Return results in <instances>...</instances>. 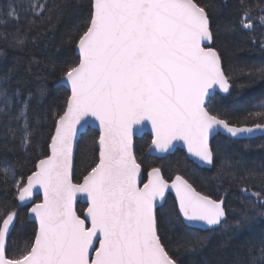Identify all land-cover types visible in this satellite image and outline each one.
Masks as SVG:
<instances>
[{
	"label": "snow or ice",
	"instance_id": "snow-or-ice-1",
	"mask_svg": "<svg viewBox=\"0 0 264 264\" xmlns=\"http://www.w3.org/2000/svg\"><path fill=\"white\" fill-rule=\"evenodd\" d=\"M237 11L240 27L253 30L258 23L264 29V2L237 0ZM44 12L38 0H11L7 16L16 23L23 16L31 31ZM213 39L209 9L198 0H92L89 21L74 42L78 61L61 77L70 95L54 117L50 155L27 175L14 165L0 170V185L7 191L10 184L18 201L13 209L0 207V264H178L157 229V201L163 202L169 189L178 201L169 223L182 218L209 228L222 224L223 201L202 195L181 175L169 184L161 169L153 167L140 187L141 163L133 143L150 126L149 152L168 153L182 141L188 153L212 165L210 137L217 129L231 137L264 132V123L232 125L217 114L216 89L228 93L230 83L218 51L202 46ZM13 42L25 44L20 34ZM257 42L264 48V39H253ZM9 91L8 82L0 81V120L7 136L28 151L32 96L19 99V89L11 96ZM14 99L19 104L15 110ZM249 115L264 117V104ZM90 118L99 127L98 162L83 183H73L74 142ZM241 191L264 216V190ZM37 193L43 199L30 206L38 225L33 240L19 255L9 256L7 238L19 208L28 207ZM78 195L88 203L83 218L74 207ZM251 215L245 210L243 219ZM202 244L199 238L181 242L189 250ZM255 247L257 254L248 264H264V239Z\"/></svg>",
	"mask_w": 264,
	"mask_h": 264
},
{
	"label": "trees",
	"instance_id": "trees-1",
	"mask_svg": "<svg viewBox=\"0 0 264 264\" xmlns=\"http://www.w3.org/2000/svg\"><path fill=\"white\" fill-rule=\"evenodd\" d=\"M10 2L0 0V81L8 82L10 96L16 89L21 93L19 99L31 94L32 144L28 151L20 149L7 136L0 120V170L14 165L17 172L27 175L34 171L39 159L47 157L54 117L62 113L68 97L63 88L53 86L61 79L66 67L78 61L74 55V42L89 21L91 0L48 1L44 4L45 12L37 18L31 31L26 29L29 21L23 16L19 23L9 20ZM198 2L209 9L214 36L211 48L221 56L230 83L226 97H213L217 114L232 125L264 123V117L249 115L264 104V48L258 42L253 43V39H264V29L258 23L253 30L238 25L237 0ZM252 2L262 3L264 0ZM17 34L25 40L23 46L14 44L13 37ZM13 105V110L19 107L15 99ZM97 140V133L91 130L79 138L73 183H80L97 163ZM150 141L148 136L134 141V152L144 177L153 167H159L168 182L181 175L202 195L223 201L226 213L222 224L211 230L187 227L181 219L172 224L168 221L175 216L177 207L168 196L163 207L156 212L158 233L166 250L178 264H248L250 256L257 254L255 246L264 239V216L252 209L241 189L247 188L249 192L264 190V135L243 141L215 137L210 143L214 162L207 170L192 165L180 151L161 160L146 156ZM33 202L39 203V199ZM5 204L9 209L18 204L10 184L7 191L0 185V207ZM29 206L19 208L15 228L7 241L9 256L19 255L33 240L36 229L27 221ZM83 210L84 207L79 205L77 214L81 216ZM245 210L250 215L255 214L244 220ZM186 238H199L203 244L189 250L181 246Z\"/></svg>",
	"mask_w": 264,
	"mask_h": 264
},
{
	"label": "water",
	"instance_id": "water-1",
	"mask_svg": "<svg viewBox=\"0 0 264 264\" xmlns=\"http://www.w3.org/2000/svg\"><path fill=\"white\" fill-rule=\"evenodd\" d=\"M91 3H92V0H91ZM211 44H212V41L211 42L205 41L202 46L211 47ZM74 55L78 59V51H77L76 47H74ZM53 87L54 88H63L68 93V96L70 95V87L67 86L62 79H60ZM228 93H223L217 88L216 89V94L214 96L218 95V96L226 97L228 95ZM87 130H91V131L96 132L97 135H98V138H99L98 122H96V121H94V120H92L90 118V121H89V123L87 125H85L84 127L79 128L77 139L74 142V147H73V168H74V156H75V152H76V148H77V144H78L79 138L82 135H84ZM53 133H54V130H53ZM263 135H264V132L256 131L255 133L250 134V135H243V136H239V137H231L230 134L226 133L223 129H217L213 133V135L210 137V143H211L212 139H214L217 136L228 138V139H231V140H241V141H243V140L255 139V138L261 137ZM143 136H148L151 139L150 126H149V128H145L142 132H140L136 136H134L133 143H134V141L136 139H140ZM96 149H97V162H98V158H99L98 140H97V143H96ZM176 151H180L184 155V157L186 158L187 161H189L192 165H194L195 167H197L199 169L207 170V169H209L212 166V165H207V164L203 163L202 161H199L196 157H194L190 153H188L187 147L183 144L182 141L175 142L174 143V147L172 149H170V151L168 153L161 154V153H156V152H149L148 149H147L146 156L154 158V159L161 160V159H163L165 157L172 156ZM47 155H50L49 147L47 148ZM73 168H72V181H73ZM34 170H35V167H34ZM83 179H82V181L80 183H83ZM147 180H148V174L144 177L143 176V172L141 170L140 177H139V186L142 187L144 183H147ZM173 181L174 180H172L171 182H168V183L171 184ZM168 196L172 197V199L174 200V202L176 204L177 211H178V201L176 200L175 190L174 189H169V191L166 193L165 200L163 202L157 201V205L158 206L155 209V212H157L159 209H161L163 207V206L160 207L159 205L161 203H162V205H164V203H165V201H166ZM37 198L39 199V203L42 202V199H43L42 193L34 194V196L32 198V201L29 202V205L32 204V202L35 199H37ZM79 205L84 207V210H83V212L81 214V218H83L84 215L87 212V207H88L87 199H86L85 196H83V195H78L77 196L76 202H75V205H74L76 212H77V207ZM30 206H29V208L27 210V214H26L27 221L29 223L33 224L35 226V229H37V227H38L37 222L30 215ZM181 220H182V218H181ZM182 222L187 227H192L194 229L201 230V231L215 229V228L220 226L219 225V226H214L213 228H209L208 226L204 225L203 223H199V222L191 223V224H189L187 222H184L183 220H182ZM7 241H8V238H7ZM95 246L98 247V244H96ZM92 255L94 256V253Z\"/></svg>",
	"mask_w": 264,
	"mask_h": 264
},
{
	"label": "rangeland",
	"instance_id": "rangeland-1",
	"mask_svg": "<svg viewBox=\"0 0 264 264\" xmlns=\"http://www.w3.org/2000/svg\"><path fill=\"white\" fill-rule=\"evenodd\" d=\"M48 1H50V0H38V2L41 4H46ZM9 20H11V19L9 18ZM0 103H2V101H0Z\"/></svg>",
	"mask_w": 264,
	"mask_h": 264
}]
</instances>
